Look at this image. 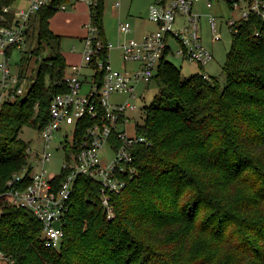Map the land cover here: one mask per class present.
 I'll return each instance as SVG.
<instances>
[{
	"label": "trees",
	"instance_id": "1",
	"mask_svg": "<svg viewBox=\"0 0 264 264\" xmlns=\"http://www.w3.org/2000/svg\"><path fill=\"white\" fill-rule=\"evenodd\" d=\"M56 12L33 19L16 71L27 90L0 109V194L31 168L22 129L45 127L53 96L67 89L61 35L50 26ZM103 16L99 0L92 19L105 40ZM230 30L224 85L161 59L150 81L159 94L136 128L146 142L134 148L136 173L111 197L112 218L98 181L80 175L59 249L44 245L30 209L0 199V250L15 264H264V19L251 12ZM43 49L51 53L27 85L24 64Z\"/></svg>",
	"mask_w": 264,
	"mask_h": 264
},
{
	"label": "built area",
	"instance_id": "2",
	"mask_svg": "<svg viewBox=\"0 0 264 264\" xmlns=\"http://www.w3.org/2000/svg\"><path fill=\"white\" fill-rule=\"evenodd\" d=\"M19 1L0 0V109L6 100L27 90L25 84L20 83L19 73L12 70L10 59L15 48L26 50L37 13L49 6L64 11L75 4L74 0H23L25 4L16 9L15 4ZM76 1L89 5L91 17L82 63L70 66L65 76L66 91L52 98L50 121L40 130L43 150L33 152L28 147L31 168L15 174L7 183L8 188L0 194L1 200L33 212L43 224L44 245L54 249L60 248L64 236L62 224L78 176L85 175L98 181L105 211L109 218L114 216L111 197L121 192L128 177L136 173L134 148L136 144L146 142L142 135L127 134L126 111L138 107L131 100L139 97L137 89L140 84L150 83L164 55H177L202 69L214 59L213 52L202 44L199 33L201 15L195 6L200 0H154L149 6V18L157 25L156 30L116 45L126 65L137 64L134 68L125 67L123 71L112 67L108 53L114 45L104 40L92 19L99 0ZM206 2L208 8L213 6L212 0ZM113 6L119 8L120 1ZM233 8L242 10L239 18L228 21L230 29L239 20L248 18L251 12L264 19V0H233ZM180 17L186 22L177 24ZM208 22L215 35L219 29L216 18L209 16ZM131 28L129 22H119L121 33H128ZM86 70H92V73ZM98 73H102L101 80ZM202 74L206 79L211 78L205 71ZM119 94H125L126 98L112 99ZM64 126H73V129L71 135L66 134L70 136L69 140L58 146L65 152L63 170L50 173L46 168L52 157L49 148L55 132ZM106 150L112 151V156L101 160ZM35 166L38 169L34 170ZM25 176H28L26 182L23 181ZM0 258L15 264L1 250Z\"/></svg>",
	"mask_w": 264,
	"mask_h": 264
},
{
	"label": "rangeland",
	"instance_id": "3",
	"mask_svg": "<svg viewBox=\"0 0 264 264\" xmlns=\"http://www.w3.org/2000/svg\"><path fill=\"white\" fill-rule=\"evenodd\" d=\"M120 1V7L115 8L113 4ZM154 0H104V16L103 26L105 40L112 43L114 46L109 49V61L113 68L124 70L134 68L137 64L126 63L120 57V51L116 45L120 41H125L131 38L139 39L144 33L154 31L155 23L149 18V6ZM213 6L207 7L206 0H200L196 3L195 10L201 15L199 22V33L202 37V44L209 48L214 54L213 62L208 63L207 69L213 76H217L220 82L224 85L226 82L223 73V65L226 61L227 53L232 44V33L228 26V21L233 18L240 17V10L231 8L226 0H212ZM76 8L69 6L67 10H60L50 20V26L56 34L61 35L60 50L67 59V66L70 70L71 62L77 60L80 62L83 58L85 48V37L88 34V24L90 23V7L87 3L82 1H73ZM25 4V1L20 0L15 4L16 9H20ZM209 16H214L218 23V32L214 35L212 32L208 19ZM129 22L132 26L128 33H121L119 30V22ZM186 22L184 17L177 20V24ZM219 38H215L216 35ZM83 37V38H81ZM37 43L34 44V48ZM177 49V44H174ZM26 49V48H25ZM25 50L19 51L17 48L13 50L10 59V66L14 72L17 71L18 66H21L22 56L25 55ZM51 49H43L40 55H34L27 65V73H29L27 85H31V75L35 76L38 69L39 62L42 57L50 55ZM175 66H177L183 76H190L196 73H202L203 69L198 65L185 61L177 55L170 54L167 57ZM87 73H92V70H86ZM137 93L139 95L135 100H131L137 104L136 109H128L126 111V131L130 136H137V126L143 125L146 117V106L150 105L159 94V83L153 80L150 84H140ZM23 97V96H22ZM125 94L114 96L113 100H124ZM73 126L63 127L62 130L55 132L54 139L51 142L49 150L52 152V157L46 164V168L50 173H61L65 161V152L58 148L60 144L64 145L66 140H69ZM20 137L26 141L30 148L34 151H42L44 147V140L40 130L25 126ZM112 151H104L101 155V160L111 158ZM38 169L37 166L34 170ZM0 264H10L6 259L0 258Z\"/></svg>",
	"mask_w": 264,
	"mask_h": 264
},
{
	"label": "crops",
	"instance_id": "4",
	"mask_svg": "<svg viewBox=\"0 0 264 264\" xmlns=\"http://www.w3.org/2000/svg\"><path fill=\"white\" fill-rule=\"evenodd\" d=\"M72 7H73V8H76L75 5L72 6ZM66 10H67V9H66ZM153 23H154V22H153ZM154 25H155V29H156V28H157V25H156V24H154ZM149 32H152V31H149ZM146 33H148V32H146ZM146 33H144V34H146ZM144 34H143V35H144ZM143 35H142V36H143ZM142 36H141V37H142ZM141 37H140V38H141ZM81 38H83V37H81ZM66 60H67V59H66ZM213 60H214V59H213ZM213 60H212L211 62H213ZM79 63H82V60H81L80 62H77V60H75V61L71 62L70 66H71V65H74V64H79ZM207 65H208V64H207ZM207 65L203 68V71L207 72L210 76H213L211 73H209V71H208V69H207Z\"/></svg>",
	"mask_w": 264,
	"mask_h": 264
}]
</instances>
